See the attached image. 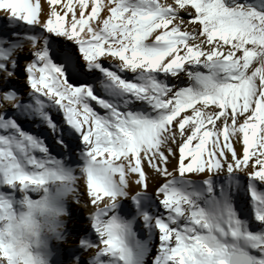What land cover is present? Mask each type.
I'll return each instance as SVG.
<instances>
[{"label":"snow or ice","instance_id":"1","mask_svg":"<svg viewBox=\"0 0 264 264\" xmlns=\"http://www.w3.org/2000/svg\"><path fill=\"white\" fill-rule=\"evenodd\" d=\"M0 264H264V0H0Z\"/></svg>","mask_w":264,"mask_h":264},{"label":"bare ground","instance_id":"2","mask_svg":"<svg viewBox=\"0 0 264 264\" xmlns=\"http://www.w3.org/2000/svg\"><path fill=\"white\" fill-rule=\"evenodd\" d=\"M21 85H23V79H21ZM29 129H33L32 125L27 126ZM35 131H39V129H34ZM75 216L72 220L71 227L76 232H82L84 229L89 227V221L86 217L90 215V209L83 208V206H76L74 208Z\"/></svg>","mask_w":264,"mask_h":264}]
</instances>
